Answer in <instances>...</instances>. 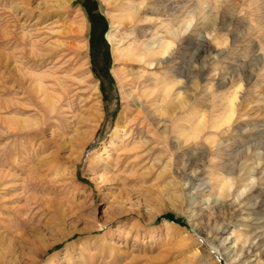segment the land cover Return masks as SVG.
I'll use <instances>...</instances> for the list:
<instances>
[{
  "label": "rangeland",
  "instance_id": "374dc122",
  "mask_svg": "<svg viewBox=\"0 0 264 264\" xmlns=\"http://www.w3.org/2000/svg\"><path fill=\"white\" fill-rule=\"evenodd\" d=\"M128 1L137 4L144 1L145 5L162 4L174 9L171 16L166 11L152 15L160 20L157 24L161 21L178 23L188 14L196 17L193 20L195 37H198L204 24L200 10H204L206 15L215 14L214 8L218 5L214 0H126ZM61 2L64 6L60 5ZM66 2L68 1L0 0V154H5V157L12 155L11 164L17 168H25L24 173L20 174V180L25 179L28 176L26 171L33 168L38 172L30 171L29 177L30 174L33 177L30 179L33 183H42L40 188L31 190L32 192L24 193L21 190L6 194L4 198L1 191L3 186L0 184V204L19 197L18 202L9 203L8 207L18 209L29 204L35 208L32 213L18 215V223L11 224V227L15 235L19 232H33L32 239L37 240V245L32 247L25 238L22 239L18 249L25 250L29 254L28 258L23 256L21 263L10 264H28L38 248L54 243L60 236L68 237L41 255V264H229L225 256L220 254L217 241L213 244L210 242L212 235L208 234L206 223L217 225V239L229 238L226 243L228 247L237 242L235 232L244 233L248 242L242 258L243 264H256L259 253L264 251V244L261 248L259 245L264 243V228L256 230V227H260L264 221L257 223L252 217L246 218L254 207L256 198L249 202L238 201L233 196L223 200L228 210V220L225 221L222 217L217 219L216 200L221 199L215 195L210 196L212 188L207 174L209 164H202V169L198 172L190 170L188 165L183 168V163L204 150V147L189 148L187 155L178 158L181 160L179 162L176 157L170 163L171 151H164L165 154L159 156L157 151L147 152L149 148L130 152V155H138V162L137 158L126 161V156H129L127 150L134 146L133 133L128 132L131 129L124 132L122 129L117 130L116 121L119 116H125L128 109H133V106L128 103L124 94L129 88L127 80L119 84L113 71L116 70L121 75L126 72L122 79H127L126 74L133 69L123 59L115 61L112 46L107 40V34L115 22L113 32L117 33L116 39H124L122 45L127 43L125 38L128 32L124 26H119L117 20L121 14L122 1ZM226 2L229 12L238 15L234 26L230 30L218 32L216 38L200 31L204 35V39H200L205 46L201 49L197 44L189 46L187 56L189 63H192L191 67L205 58L213 59H208L209 71L206 72L205 80H200V88L194 101H209L211 90L221 80L218 75L225 76V73L228 78V73L240 67L248 68L246 82L243 83L244 88L248 87L246 83L264 65V57L251 52V47L255 44L254 36L245 32L252 6L241 0ZM81 22L86 25L82 33ZM240 30L244 32L243 36L234 42L237 34L241 33ZM214 54L217 58L213 57ZM173 63L177 65L178 59ZM263 71L264 69L261 72L264 73ZM95 85L99 88L102 107L97 121L92 118L93 105L97 101V97L93 95ZM61 89L63 92L67 91L74 106L76 116L70 125L71 130L62 127V119H69L71 122V110L64 108L60 116L54 113L52 116L55 118L45 127L41 117L43 111L38 107L43 106L45 109L52 102L56 106L62 105L63 101L59 102L64 95ZM258 121H247L244 122L246 125L243 123L239 126L241 133L253 130L255 135L249 136L245 140L247 143L241 142V147L234 148L232 157H237L251 144L263 143L259 133L264 131V119ZM126 122L124 119L123 124ZM40 128L46 129L39 137H22L34 134ZM83 138L85 143L81 147L79 143ZM170 139L171 146L179 144L176 135H171ZM44 143H48L50 147L42 154ZM27 144L29 147L35 146L36 151L40 152L36 162L25 156H14L13 152H22L24 146L28 148ZM55 146H60L58 154ZM257 153L261 154V158L264 156V150ZM158 157L161 159L159 162L155 160ZM153 160L157 163L154 164ZM216 161H220L219 158ZM261 161L251 178L258 192L264 193V160ZM128 162H137L139 165L133 167ZM249 162L252 164L253 161L239 164V177H246ZM12 165L0 167V171L12 174ZM165 165L167 168H164ZM124 167L126 170H123ZM20 180L10 183L8 187H21L23 182ZM236 188L235 184L230 193L233 194ZM181 194L185 200L201 196L205 202H198L194 208L187 202L182 205ZM26 199L29 201L26 202ZM4 217L11 220L16 215L5 213ZM3 225H8V222ZM33 228L39 230L32 231ZM192 254L196 257L193 258Z\"/></svg>",
  "mask_w": 264,
  "mask_h": 264
},
{
  "label": "bare ground",
  "instance_id": "6f19581e",
  "mask_svg": "<svg viewBox=\"0 0 264 264\" xmlns=\"http://www.w3.org/2000/svg\"><path fill=\"white\" fill-rule=\"evenodd\" d=\"M67 1L68 2L66 3L69 4L72 3L71 0H67ZM121 1H122L121 14L117 17V20L119 26L121 25L124 26L125 31L128 32L125 38L127 40V43L126 45H122L124 39H120V40L116 39L117 33L115 34L113 32L115 22L113 23V26L111 24L113 28H111V30L108 32L107 40L112 46V54L114 56L115 61L117 62L119 59L120 60L123 59L125 60L124 63L125 62L128 63L129 66L133 69L126 74L127 79H122V75L125 74L126 72H124L121 75L116 70L113 71V74L117 79V81L119 82V84L121 83L123 84L124 80H127V84L129 88L128 91L125 92L124 94L128 103L133 106V109H128L125 112L126 117L123 115L119 116L116 121L117 130L122 129V131L124 132L131 129V131L128 132L133 133L134 146H132L133 148L131 150L129 149L130 147L129 148L127 147L130 151L127 150L129 153L127 155L129 156H126L127 157L126 161L132 160L133 158L136 159L138 155H130V152L137 151L140 148H149L147 149V152H150L152 150L157 151L159 156L163 155L162 153H164V151L166 152L171 151L172 152L171 157H169L171 163L172 158L175 159L177 157L178 159L184 155H187L189 148L197 149L199 147L200 148L204 147L203 148L204 150L200 149L201 151L195 154L192 158H188V161L186 162L183 161L184 162L183 168L185 169L188 165V167H191L190 170H192L193 172H198L202 169L201 166L202 164L203 165H205V163L209 164V171L207 170V174L209 176L210 184L212 188V193L210 196L215 195L222 200V201L216 200L217 203L216 207L218 213L217 219L223 218L225 221L228 220L227 217L228 210H226L223 200H226L227 198L233 196L236 198V200L238 201L241 200L243 202H249L250 200L256 198L257 201L254 207L251 208L250 212H248L246 218L250 219L252 217L253 221L257 223L261 221L263 222L264 193L260 191L258 192L256 185H254L251 177H254L253 174L256 168L260 167L259 165L262 162L261 160H264V156L261 158L260 156L261 154L257 153L259 150H264V131L259 133L263 143L251 144L245 150L241 151L237 155V157L236 156L232 157V151L234 150V148L241 147L240 143L246 142L245 140L249 136L255 135L253 133L254 132L253 130H252L253 132L249 131L246 133H241L240 130L238 129L239 126L247 121L254 122V121H258L259 119H264V99H263L264 73L261 72L264 69V65L263 67H261L262 69L260 71L255 72L254 77L251 80L249 79V81L246 83L248 86L246 88H244L243 86V83L246 82L245 78H246V72L248 70L246 66L240 67L238 70H234L228 73L229 76L228 78H226L225 73H224L225 76L219 77L218 75V78L221 80L219 83H216L217 84L216 86H214L215 88L213 89L214 91L211 90L212 93L210 92V100L209 101L207 100L208 103L207 102L202 103L200 101H194L193 98L194 96H196V94L199 91L200 80H205L206 72L209 71L207 69L209 67L208 59L210 58L207 57L208 59L205 58L200 62L197 61V64L191 67L192 63L191 64L189 63L188 60L189 56H187L189 51V46L191 44H197L200 47V49L203 48V46H205L203 45L204 41H202V39H204V35L216 38L218 32L229 29L230 27L234 26L238 15L235 14V12H229V10L226 8L225 5L228 1L226 2V0H214L218 3V5L215 6L214 8L216 12L215 14L206 15L204 13V10H200V14L204 17V24L202 26V30H199L198 37L197 36L195 37L196 29L194 30L193 28V20L196 17L189 16L188 14L179 22L177 20L178 23H165L161 21V23L157 24L160 20L153 18L152 15H156L158 13H162L166 11L171 16L174 14L173 13L174 9L167 8L164 5L162 6V4L160 5L156 3L145 5L144 1L141 2L138 1L139 2L138 4L133 3L131 1L126 2V0H121ZM124 1L126 3H124ZM241 1L244 3H249L250 4L249 6H252L249 12L251 16L247 20V24L245 25L246 34L249 36H254L253 38L255 39L254 40L255 44H253V46L251 47V52L252 54H258L263 58L264 57V0H241ZM259 1H261L260 5L258 4ZM63 2H61L62 4L60 5L64 6ZM187 13H189V11ZM79 24L81 26L80 30L82 33L84 29H86L85 27L86 25L84 24V22H81ZM200 31H203L202 34L204 35H201ZM242 31L241 33L237 34V36L234 38V42L242 38L244 33ZM200 37L203 38L200 39ZM215 55L216 54H214L213 57L217 58ZM176 59H178L177 65L173 63ZM161 70L163 72H161ZM62 85H65V83ZM212 85L215 84L213 83ZM93 90H94L93 95L97 97V99L95 98L97 101L93 105L94 114L92 118L97 121L100 119V112L102 107H101V101L99 100L100 98L99 88L95 85ZM63 93H64L63 98L59 99L60 103L61 101H63L62 105L56 106L52 102V104L49 103L50 105H47L45 109L43 108V106H38L43 111L41 117L43 119L42 122L45 127H48V125H50L49 123L51 122V120L55 118L52 116L54 113L60 116L61 113L64 112V108H66V110L72 111V112L70 111L72 114L70 118H72V120L70 122L69 119L66 120L62 119L64 122L62 127L67 130L71 128L70 125L73 124L72 122H74L76 116L74 115L75 112L73 110L74 106L70 101L69 94L67 93V91L64 90ZM52 100L54 101L55 99ZM196 100L198 99L196 98ZM129 117L132 118L131 120L128 121ZM124 119H126L127 121L125 124H123ZM126 124H128V126H126ZM45 129L46 128L37 129L34 132V134H26L22 137L24 139H28L31 137L37 138L39 137V134H42L45 131ZM171 135H176L177 142L179 140V144L171 146V139H170ZM62 136L64 137L65 135ZM86 137L87 136H84V138ZM55 138H56V134H54V140ZM84 138L79 143L81 147L85 143ZM87 139L90 140L89 138ZM62 143L64 144V142ZM43 146L44 147L42 148L41 151L42 154L48 151L47 149H49L50 145L48 143H44ZM35 148L36 147L33 145L32 146L30 145V147L28 146V148L24 146L22 152L16 153L15 151L13 153L14 156L15 154L18 156H23V157L25 156L30 161L36 162V159L38 158V153L40 152H37ZM57 149L58 150L56 151V154H58L60 150V146ZM249 150H251V154H249ZM233 152H235V150ZM140 156L141 155H139V157ZM228 157H231V159ZM218 158L220 161L217 162L216 160ZM11 160H13L12 155L5 157V154L1 153L0 167H6L12 165ZM138 160L139 159L137 158V162ZM155 160L159 162L161 159L158 157V159L156 158ZM155 160H153L152 162H154ZM250 160L253 162H251L252 164H250L249 162L250 165L246 167V174H247L246 177L245 178L239 177L238 176V173L240 171L239 164L241 162L246 163ZM179 161L181 160L178 159V162ZM137 162H131V163L128 162V164L134 167L139 165V163ZM155 163L157 162H154V164ZM166 166L167 165L163 167L167 168ZM12 168H13L12 171H14V173L12 174H10L7 171L6 172L3 170L0 171V184L1 186H3L1 191H3L2 194L4 195L2 196V198H4L5 195L9 193H16L21 190L24 193L32 192L31 190H36L37 188L41 187L42 183L41 184H39V182L37 184L36 182L33 183L32 179H30L33 178L31 177V174L29 177L30 171L38 172L37 170H34L33 168L27 170L26 172L28 176L25 179L20 180V174L24 173L25 168L23 167L17 168L14 167L13 165ZM123 170H126V168ZM262 172L264 173V171ZM19 180L23 182L21 187L18 186L13 188L8 187L10 183L12 184L16 181L18 182ZM235 184L237 185V188L235 192L231 194L230 190ZM180 198L182 205L184 204V202H187V204L192 206L193 208L198 202H200V204L205 202V200H203L201 196L200 197L195 196L189 200H185L183 194H181ZM31 199L35 201V198L31 197ZM19 200H20L19 197H17V199L14 201H4L2 204H0V264H10L17 262L21 263V260H23V256H26L28 258L27 255L29 254H27L25 250L21 251L18 249L20 245L19 243L21 242L22 239L24 240L25 238V240H27L26 241L27 244H29L32 247L33 246L36 247L37 245V240L32 239V237L34 236V235L32 236L33 232L30 233L25 231V233L19 232V234L16 233L15 235L11 227V224H14L16 222L18 223L19 220L18 215H22L23 213L25 214L32 213V210L35 209L34 207H30L29 204H27L25 208L18 207V209H13L12 207H8L9 203H15L18 202ZM28 201L29 200L26 199V202ZM5 213L6 214L13 213L14 215H16V218L9 220L6 217H4ZM211 216L212 215H210V217ZM6 222H8V225H3ZM261 227L264 228V222L260 227H256V230L260 229ZM206 228L208 230V234L212 235V239H210V242L213 244L214 242L217 241V247L221 250L220 254L225 256L229 264H243L242 258L244 255V251L246 249V244L248 242V237L245 236L244 233L235 232L237 242L234 246L228 247L226 243L229 240V238H225L223 240L217 239V235L219 234V232L216 224L213 225L206 223ZM37 230L39 229L36 228L32 229V231H37ZM67 237L68 236H60V238H57L54 243L50 245L48 244L42 248H38L37 252L34 253L35 256L34 257L32 256V258L29 259L28 264H41L42 262L40 261L41 255H44V253H46L50 248H52L61 240H64ZM263 244H264L263 242L259 243L260 248L263 246ZM192 257L195 258L196 255L192 254ZM257 260L258 261L256 264H264V251L259 253ZM50 264H54V263L51 262Z\"/></svg>",
  "mask_w": 264,
  "mask_h": 264
}]
</instances>
